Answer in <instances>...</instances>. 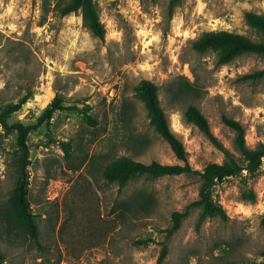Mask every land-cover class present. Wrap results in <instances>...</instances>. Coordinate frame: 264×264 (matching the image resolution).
I'll return each mask as SVG.
<instances>
[{"label":"rangeland","instance_id":"obj_1","mask_svg":"<svg viewBox=\"0 0 264 264\" xmlns=\"http://www.w3.org/2000/svg\"><path fill=\"white\" fill-rule=\"evenodd\" d=\"M52 1L0 0V109L30 95L7 123L35 125L54 99L62 104L27 136L29 206L38 240L4 213L20 152L16 130L0 123L1 264H156L163 246L164 264H264V161L254 178L218 182L214 198L227 219L201 223L191 206L197 174L142 176L124 187L103 177L105 166L121 156L183 164L135 95L145 79L158 86L193 170L221 163L224 155L186 120L189 106L235 154L234 131L223 115L242 123L249 147L264 142V78H244L264 68V55L244 54L221 65L212 51L193 48L211 30L256 38L245 13H263L264 0H182L174 7L171 0H93L104 38L84 25L80 13L60 16L48 5ZM63 143L70 144L69 153ZM175 211L185 216L170 233Z\"/></svg>","mask_w":264,"mask_h":264},{"label":"trees","instance_id":"obj_2","mask_svg":"<svg viewBox=\"0 0 264 264\" xmlns=\"http://www.w3.org/2000/svg\"><path fill=\"white\" fill-rule=\"evenodd\" d=\"M182 0H171L170 7L177 6ZM53 9L60 16L72 13H80L84 25L97 37L104 38L106 34L105 25L101 22L99 11L93 0H53ZM245 21L249 28L256 34V38L248 35L232 32L229 30H211L204 32L193 42V48L204 53L212 51L215 53L218 64H227L244 54L264 55V12L256 13L247 11ZM245 79L261 80L264 78V68L253 73L246 74ZM135 95L145 106L149 122L154 130L169 144L178 160L183 164H164L157 161L143 163L128 156H121L110 161L103 171L106 181L116 183L124 187L130 181L147 176L158 178L162 176H175L181 174H197L200 179L197 198L191 202V206L199 210L198 223L207 218L219 217L227 219V213L222 204L214 198V186L228 177L244 175L245 178H254L262 171L264 161V142H259L255 147H249L246 142V131L242 123L236 119L222 116V122L234 131V147L237 154L229 150L214 135L208 119L195 106H189L185 111V118L189 123L196 125L201 132L217 147L224 155L221 163H208L201 171L193 170L188 162V152L183 142L172 130L169 118L161 106L158 86L150 80H142L134 89ZM26 94L16 102L5 104L0 109V123L6 130H16L19 155L15 159L16 183L7 201L4 211L8 220L15 222L20 229L28 233L34 240H38L39 229L30 211L29 206V147L27 136L31 130L38 128L51 114L62 107L59 99H54L50 107L42 114L35 125H23L16 123L9 125L7 117L19 111L29 100ZM86 114V110L82 109ZM62 147L69 153L71 146L63 143ZM245 197L254 199L253 192L245 190ZM185 212L175 211L172 215V226L170 233L178 230ZM264 222V221H263ZM167 248L163 246L156 264H164ZM3 256L0 253V264ZM222 264H260L256 261L236 262L228 261Z\"/></svg>","mask_w":264,"mask_h":264}]
</instances>
